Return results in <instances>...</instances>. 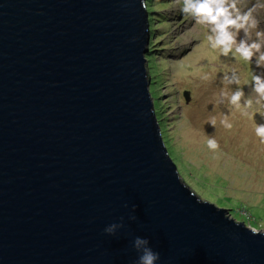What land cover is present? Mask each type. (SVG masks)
Instances as JSON below:
<instances>
[{"label": "water", "instance_id": "1", "mask_svg": "<svg viewBox=\"0 0 264 264\" xmlns=\"http://www.w3.org/2000/svg\"><path fill=\"white\" fill-rule=\"evenodd\" d=\"M145 3L0 0V264H134L137 236L156 264H264L165 149Z\"/></svg>", "mask_w": 264, "mask_h": 264}, {"label": "rangeland", "instance_id": "2", "mask_svg": "<svg viewBox=\"0 0 264 264\" xmlns=\"http://www.w3.org/2000/svg\"><path fill=\"white\" fill-rule=\"evenodd\" d=\"M145 2L149 91L155 118H161L157 121L165 149L177 158V164L173 161L181 179L201 200L230 209L236 222L264 231V144L255 135L256 124H264V103L257 104L252 92L255 64L212 49L208 29L182 15L176 0ZM233 72L239 84L222 79ZM237 88L245 93L240 108L227 99L221 102V92L231 94ZM245 101L251 107L242 114ZM223 114L228 115L231 129L220 124ZM212 117L215 128L208 123ZM209 138L218 142L217 150L208 148Z\"/></svg>", "mask_w": 264, "mask_h": 264}, {"label": "clouds", "instance_id": "3", "mask_svg": "<svg viewBox=\"0 0 264 264\" xmlns=\"http://www.w3.org/2000/svg\"><path fill=\"white\" fill-rule=\"evenodd\" d=\"M176 2L180 5L179 11L182 15L191 17L195 24L208 29L206 39L212 49L219 50L223 56L231 53L234 57L238 56L243 61L255 64V70L251 72L252 92L256 94L257 104L264 103V0H176ZM240 33L243 35L240 36ZM222 79L227 84H239V77L235 72L223 76ZM220 96L221 102L227 99L231 105L240 108L245 93L242 88H237L231 94L221 92ZM250 107L251 102L245 101L242 114H247V108ZM208 123L215 128L216 118L212 117ZM220 124L226 129L232 128L228 115L223 114ZM255 135L260 143L264 144V124H256ZM207 146L215 151L219 144L214 138H209ZM121 227L122 223H113L106 226L104 232L111 235ZM248 230L253 235L259 233L255 228ZM133 248L138 253L134 264H156L160 259L159 253L152 250L146 238L135 237Z\"/></svg>", "mask_w": 264, "mask_h": 264}, {"label": "trees", "instance_id": "4", "mask_svg": "<svg viewBox=\"0 0 264 264\" xmlns=\"http://www.w3.org/2000/svg\"><path fill=\"white\" fill-rule=\"evenodd\" d=\"M145 1H148V2H149L150 0H145ZM146 4L148 5V3H146ZM148 8H149V7H148ZM154 8H155V7H154ZM152 12H153V10H151V8H150V9H149V13H152ZM158 15H159V14H158ZM150 21H151V22H150V26L152 27V25H151V24H153V22H152V18H150ZM160 22H162V21H160ZM150 30H151V29H150ZM156 82H157V81H155V83H156ZM151 83H152V82H151ZM154 100H155V98H154ZM156 118H158V121L161 120L160 117H156ZM160 124H161V122H160ZM161 127H163V126L161 125ZM159 128H160V127H159ZM162 138H163V137H162ZM164 141L166 142V140H164ZM165 142H164V143H165ZM169 156H170V155H169ZM170 158H172V160H174V161L176 162V164L178 163V160H176L177 158L174 159V157H173L172 155L170 156ZM180 177H181V175H180ZM181 178L183 179V177H181ZM185 183H186V182H185Z\"/></svg>", "mask_w": 264, "mask_h": 264}]
</instances>
